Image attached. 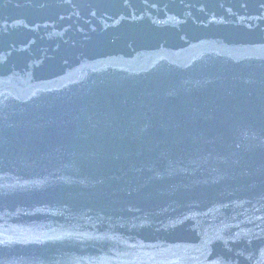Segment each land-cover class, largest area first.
<instances>
[{"label": "water", "instance_id": "obj_1", "mask_svg": "<svg viewBox=\"0 0 264 264\" xmlns=\"http://www.w3.org/2000/svg\"><path fill=\"white\" fill-rule=\"evenodd\" d=\"M0 264H264V0H0Z\"/></svg>", "mask_w": 264, "mask_h": 264}]
</instances>
